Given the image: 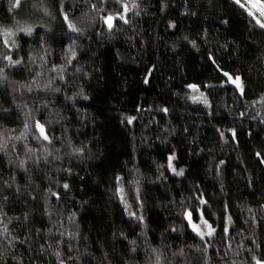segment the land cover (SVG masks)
Here are the masks:
<instances>
[{"label": "trees", "instance_id": "16d2710c", "mask_svg": "<svg viewBox=\"0 0 264 264\" xmlns=\"http://www.w3.org/2000/svg\"><path fill=\"white\" fill-rule=\"evenodd\" d=\"M15 4L0 23L35 27L0 36V264H264L256 19L235 0ZM199 211L203 240L185 219Z\"/></svg>", "mask_w": 264, "mask_h": 264}, {"label": "snow or ice", "instance_id": "6c2138e0", "mask_svg": "<svg viewBox=\"0 0 264 264\" xmlns=\"http://www.w3.org/2000/svg\"><path fill=\"white\" fill-rule=\"evenodd\" d=\"M21 2V0H16V5H18ZM235 2L237 4H239L242 8H245L248 11V14L253 16L254 19H256L257 24L260 25L261 28H264V22H261L260 18H257L254 14V12L252 11V8H255V10L257 12H259L260 17H264V3H261L260 0H255V2L251 3V7H249V0H235ZM123 13L118 15V19L124 21V23H128V20L125 18V13L129 12L131 9L127 6V4H123ZM117 17H113V16H108L104 18V22L106 23L107 27L109 30H111L114 27V19H116ZM65 19L67 20V17H65ZM69 29L71 31H77V28L69 23ZM21 31H24L26 34H31L32 29L29 28H24L21 29ZM9 35H12L11 33H9ZM10 60V63H19V61H11V58H8ZM3 72V69H0V73ZM225 76L228 77V82L233 84L235 86L236 89H238L241 93V95L244 94V88L243 85L240 81V77H231L229 76L228 73L224 74ZM147 83V81H145ZM189 88L193 89L194 91L197 90V86L196 85H189ZM192 100L194 103L196 102H202L205 105H207V99L203 97V94H201V96H193ZM165 112H167V109H164ZM132 122V118L129 119V123ZM27 127V126H26ZM37 128L39 129L40 132V136L44 139V140H48L49 137L46 135L45 133V129L42 125L37 124ZM3 145H0V150H2ZM259 155V154H258ZM174 156H170L168 158L169 160V168L177 175V176H182L183 175V169H181L180 171H176V169L173 167L172 165V161L174 160ZM119 180V177L117 178ZM65 188L68 187V185H64ZM119 194L121 195V199L123 200V189H119L118 190ZM201 204L206 203V201H204L203 199L200 200ZM185 219L188 221V224L190 225L191 229L193 232H195L197 235L200 236V238L203 240L205 236L211 237L214 233H215V229L208 224V222L203 218V215H201V219H200V224H196L193 222V214L191 212H186L185 213ZM201 225L205 226L207 228V231L202 230ZM228 232V228L225 227V233ZM257 264H262L261 261H257Z\"/></svg>", "mask_w": 264, "mask_h": 264}, {"label": "rangeland", "instance_id": "374dc122", "mask_svg": "<svg viewBox=\"0 0 264 264\" xmlns=\"http://www.w3.org/2000/svg\"><path fill=\"white\" fill-rule=\"evenodd\" d=\"M22 1L23 0H21V2ZM21 2L17 5V7H19ZM253 2H255V0H249V4L250 5ZM254 10H255V8L252 9V11H254ZM256 14H259V12L256 11ZM259 16H260V14H259ZM20 18H21V16L19 14H17L16 17L13 19V21L11 23H9V24H3V23L1 24L0 23V36L2 38H4V40L6 41V43L10 47H14V45H15V43L17 41V37H18L17 35L18 34L25 33L24 31H21V29L30 27L33 30L34 27H35V25L30 23V22H26V21L22 22V20ZM261 18L264 21V17H261ZM9 33H11L12 35H9ZM189 94H190L191 99H192L193 96H201V94H203V97L207 99V104H208V97L206 96L207 94H205L203 92V90H201L200 88L197 87V90H195V91L193 89H190ZM199 214H200V216H199V218L197 220L193 219V222L196 223V224H200L201 215H203V213L201 211H199ZM203 218L205 219L204 215H203ZM207 222H208L209 225H211L213 227V225L210 224L209 221H207ZM201 227H202V230L207 231V228L205 226L201 225ZM206 237H208V236H206Z\"/></svg>", "mask_w": 264, "mask_h": 264}, {"label": "built area", "instance_id": "2783aa9c", "mask_svg": "<svg viewBox=\"0 0 264 264\" xmlns=\"http://www.w3.org/2000/svg\"><path fill=\"white\" fill-rule=\"evenodd\" d=\"M249 6H251V5L249 4Z\"/></svg>", "mask_w": 264, "mask_h": 264}]
</instances>
